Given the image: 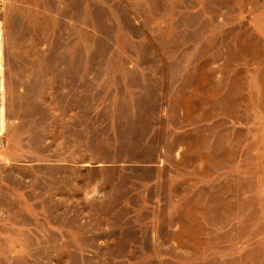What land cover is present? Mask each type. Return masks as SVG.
<instances>
[{"label":"rangeland","instance_id":"1","mask_svg":"<svg viewBox=\"0 0 264 264\" xmlns=\"http://www.w3.org/2000/svg\"><path fill=\"white\" fill-rule=\"evenodd\" d=\"M0 264H264V0H4Z\"/></svg>","mask_w":264,"mask_h":264},{"label":"built area","instance_id":"2","mask_svg":"<svg viewBox=\"0 0 264 264\" xmlns=\"http://www.w3.org/2000/svg\"><path fill=\"white\" fill-rule=\"evenodd\" d=\"M4 0H0V9L2 8Z\"/></svg>","mask_w":264,"mask_h":264}]
</instances>
